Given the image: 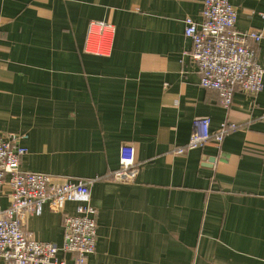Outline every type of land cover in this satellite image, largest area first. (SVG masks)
<instances>
[{"label": "crops", "instance_id": "obj_1", "mask_svg": "<svg viewBox=\"0 0 264 264\" xmlns=\"http://www.w3.org/2000/svg\"><path fill=\"white\" fill-rule=\"evenodd\" d=\"M228 1L239 31L264 34V0ZM203 2L0 0V133L28 136L22 172L93 181L90 264H264V88L236 91L227 110L200 86L185 19L201 22ZM92 21L115 28L106 56L84 52ZM257 60L264 69V39ZM205 119L238 129L177 156ZM126 144L139 170L116 182ZM76 208L45 205L25 230L62 246Z\"/></svg>", "mask_w": 264, "mask_h": 264}, {"label": "built area", "instance_id": "obj_2", "mask_svg": "<svg viewBox=\"0 0 264 264\" xmlns=\"http://www.w3.org/2000/svg\"><path fill=\"white\" fill-rule=\"evenodd\" d=\"M201 15V22L185 19V37L192 43L189 56L199 68L200 86L217 92L221 105L228 110L236 91L257 96L264 88V69L257 60V47L264 34L256 29L239 31L238 11L228 0H204ZM114 33L111 24L90 22L84 52L108 55ZM199 125L200 129L192 133L189 142L174 150L177 156L201 149L210 142L220 145L238 129V125L227 121L216 131L211 130L207 119ZM27 139L26 134L0 133V194L9 198L7 208L0 206V261L3 264H68L58 259V254L64 253L73 257L71 264H90L98 231L97 210L91 204L93 181L22 172L21 160L28 149L21 143ZM138 170L133 145H124L120 151V168L113 173V180L133 181ZM68 203L77 204V208L75 215L64 218L62 246L40 242L27 233L28 220L40 215L45 205L54 213H64Z\"/></svg>", "mask_w": 264, "mask_h": 264}]
</instances>
